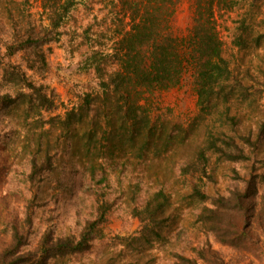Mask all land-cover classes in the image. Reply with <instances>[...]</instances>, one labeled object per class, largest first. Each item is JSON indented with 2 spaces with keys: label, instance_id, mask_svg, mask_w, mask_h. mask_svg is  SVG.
Returning a JSON list of instances; mask_svg holds the SVG:
<instances>
[{
  "label": "rangeland",
  "instance_id": "rangeland-1",
  "mask_svg": "<svg viewBox=\"0 0 264 264\" xmlns=\"http://www.w3.org/2000/svg\"><path fill=\"white\" fill-rule=\"evenodd\" d=\"M71 2L58 41L42 46L47 66L29 69L30 52L3 58L5 64L20 66L35 86L54 99V107L43 111L45 122L63 118L86 94L98 96L92 112L96 119L102 112L96 107L108 104L100 101L104 95L98 63L91 57L95 50L113 52L119 36L115 30L123 29L124 13H119L118 0ZM193 2L181 0L171 19V31L177 37L186 36L193 25ZM43 3L30 0L26 6L41 31L50 24ZM17 5L0 0L1 56L10 36L25 26L21 16L12 18L4 10ZM216 22L224 57L238 78L255 87L251 94L258 88L262 91L259 102L264 106V38L259 45L253 42L258 35L264 36V0L222 5L216 10ZM238 36L246 38L247 45H236ZM101 64L109 71L115 68L113 60H101ZM194 80V68L189 65L179 86L149 97L152 117L161 125L159 132L178 133L190 127L199 111ZM6 90L7 82L1 76L0 95ZM18 108L0 111V257L13 243V228L22 236L21 250L37 254L46 239L79 238L89 222L101 220L104 206L102 238L94 240L87 252L49 259L46 264H176L177 256L196 264H264V142L263 153L253 164H223L212 156L210 176L197 180L208 196L199 201L190 196V173L184 176L180 168L183 160L196 156L205 126L187 138L181 132L176 149L160 158L150 148L141 153L129 149L132 142L126 143L123 129L109 126V133L98 144L99 152L85 156L84 132L89 126L63 131L56 122L54 126H42V121L33 119L26 122L27 112L23 106ZM219 118L218 113L206 116L207 126L217 127ZM249 120L245 116L244 124L249 125ZM42 127L50 128L49 133ZM142 135L136 134L138 147ZM93 164L98 166L94 176L90 173ZM161 190L170 201L158 229L166 238L124 240L139 237L142 223L135 210ZM238 195L245 203V213L219 206V217L207 210L215 209L213 202L220 203L219 198H231L234 203Z\"/></svg>",
  "mask_w": 264,
  "mask_h": 264
},
{
  "label": "trees",
  "instance_id": "trees-1",
  "mask_svg": "<svg viewBox=\"0 0 264 264\" xmlns=\"http://www.w3.org/2000/svg\"><path fill=\"white\" fill-rule=\"evenodd\" d=\"M9 1L16 2L18 8L4 10L12 18L21 16L25 26L10 36L4 56L0 54V77L7 82V90L0 95V111L23 106L24 112H27L26 122L32 119L42 121V126L45 123L54 126L56 122L63 126V131L89 126L84 132L85 156H90L95 150L99 152L98 144L109 133V126H120L123 129L126 143L132 142L129 149L141 153L150 148L159 158L176 149L181 132H186L187 138L188 133H194L195 129L205 126L196 156L183 160L180 168L184 176L190 173V196L198 197L199 201H204L208 196L201 190L197 180L210 176L208 170L212 156H216L219 163L243 166L253 164L263 153L264 106L259 102L262 91L258 88L251 94L255 87L234 74L223 55L224 44L217 29L216 10L222 5H233L236 0H193V25L184 37L175 36L170 27L181 0H118L121 6L119 13H124L125 19L120 18L123 29L115 30L119 35L117 45L111 53L95 50L91 57L98 63L96 71L104 95L100 101L108 102L103 108L102 105L96 107L102 111L100 119L92 115L98 96L86 94L82 103L68 110L63 118H52L46 122L43 120V111L54 107V99L44 93L42 87L35 86L20 66L5 64L3 58L30 52L33 60L27 59L29 69L34 70L36 65L41 68L47 66L42 46L58 41L61 35L59 28L72 2L43 0L42 8L47 12L50 24L41 31L34 23L32 13L29 10L27 12L26 6H30V0ZM262 38V34L258 35L253 42L259 45ZM235 43L243 46L247 45L248 40L238 36ZM101 60H113L115 68L107 70ZM189 65L194 68L199 111L189 128L178 133L159 132L158 126L161 125L158 119L152 117L149 97L156 91H167L179 86ZM215 113L220 114V124L217 127L207 126L206 116ZM247 115L250 117L249 125L244 124ZM94 126H100L99 130ZM49 131L50 128L43 129L45 133ZM138 132L143 133L139 147L136 145ZM102 156L103 152L96 156L95 161L99 163ZM96 167V164L91 166L92 176L97 172ZM219 199L220 203L219 200L213 202L215 209L207 208L214 215L221 216L219 206L245 213V203L240 195L234 203L231 198ZM169 206L167 193L163 190L155 193L143 208L135 210L142 223L139 237H127L124 240H164L166 237L158 229L161 220L166 218ZM101 211V220L89 222L79 238L70 236L57 240L46 239L37 254L21 250L24 243L22 236L13 228V243L0 257V264H46L49 259L87 252L94 240L102 238L104 206ZM177 257L176 264H196L193 259Z\"/></svg>",
  "mask_w": 264,
  "mask_h": 264
}]
</instances>
